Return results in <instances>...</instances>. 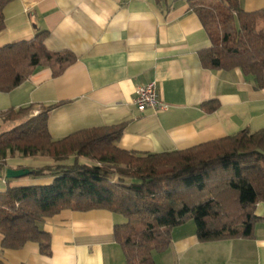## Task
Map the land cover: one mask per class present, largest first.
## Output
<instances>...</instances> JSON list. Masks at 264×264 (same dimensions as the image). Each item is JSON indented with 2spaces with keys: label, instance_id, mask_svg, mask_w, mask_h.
Wrapping results in <instances>:
<instances>
[{
  "label": "crops",
  "instance_id": "obj_1",
  "mask_svg": "<svg viewBox=\"0 0 264 264\" xmlns=\"http://www.w3.org/2000/svg\"><path fill=\"white\" fill-rule=\"evenodd\" d=\"M241 5L246 11L264 10V0H241ZM4 14L0 46L47 30L48 49L69 50L77 57L59 77H53L49 67H39L11 92H0V112L60 103L48 122L55 140L82 129L125 123L117 143L121 149L162 153L246 128H264V86L239 67L203 66L200 52L211 46V39L187 0H14ZM152 82L163 107L140 111L135 91ZM208 101L219 102V108L207 111L203 104ZM54 163L41 155L9 156L0 169V192L8 186L51 184L52 175L8 176V172ZM256 215H264L263 203ZM125 221L106 209L64 210L41 223L52 236L50 255L42 254L37 242H27L19 250L4 249L0 234V260L5 264H126L114 236L115 226ZM153 257L156 264H264V222L256 224L249 238L203 242L194 221H189L175 227L169 248L153 252Z\"/></svg>",
  "mask_w": 264,
  "mask_h": 264
},
{
  "label": "trees",
  "instance_id": "obj_2",
  "mask_svg": "<svg viewBox=\"0 0 264 264\" xmlns=\"http://www.w3.org/2000/svg\"><path fill=\"white\" fill-rule=\"evenodd\" d=\"M12 1L0 0V32ZM187 1L211 39V46L200 52L203 66L239 67L263 87L264 10L246 11L241 0ZM48 35L44 30L32 39L0 46V92H11L39 67H49L59 77L77 61L69 50L48 49ZM60 105L31 104L0 112V169L16 153L55 161L23 169L21 175H52L51 184L8 186L0 192L2 248L19 250L37 242L41 253L50 255L52 236L41 223L64 210L106 209L124 216L114 236L126 264H156L153 252L167 250L172 230L189 221L203 242L249 238L256 224L264 222V215H256L264 204V128H246L183 150L138 153L117 144L125 123L53 139L49 115ZM219 106L216 101L203 104L209 112ZM3 124L13 126L2 129Z\"/></svg>",
  "mask_w": 264,
  "mask_h": 264
},
{
  "label": "built area",
  "instance_id": "obj_3",
  "mask_svg": "<svg viewBox=\"0 0 264 264\" xmlns=\"http://www.w3.org/2000/svg\"><path fill=\"white\" fill-rule=\"evenodd\" d=\"M135 105L140 111L149 107L161 108L163 104L159 97L158 88L155 82L139 86L135 91ZM37 112H35L36 114Z\"/></svg>",
  "mask_w": 264,
  "mask_h": 264
},
{
  "label": "water",
  "instance_id": "obj_4",
  "mask_svg": "<svg viewBox=\"0 0 264 264\" xmlns=\"http://www.w3.org/2000/svg\"><path fill=\"white\" fill-rule=\"evenodd\" d=\"M24 174V170H19V171H13V170H9L8 172V176H21Z\"/></svg>",
  "mask_w": 264,
  "mask_h": 264
},
{
  "label": "rangeland",
  "instance_id": "obj_5",
  "mask_svg": "<svg viewBox=\"0 0 264 264\" xmlns=\"http://www.w3.org/2000/svg\"><path fill=\"white\" fill-rule=\"evenodd\" d=\"M34 112H39V110H35ZM0 123H3V121L0 119ZM9 126V124L7 125V124H5V125H3V127H2V129H7V127Z\"/></svg>",
  "mask_w": 264,
  "mask_h": 264
}]
</instances>
